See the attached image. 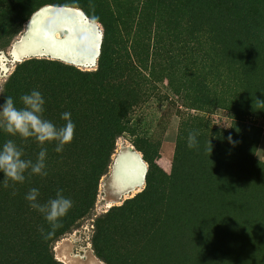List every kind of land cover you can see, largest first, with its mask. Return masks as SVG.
Segmentation results:
<instances>
[{
  "label": "rangeland",
  "instance_id": "374dc122",
  "mask_svg": "<svg viewBox=\"0 0 264 264\" xmlns=\"http://www.w3.org/2000/svg\"><path fill=\"white\" fill-rule=\"evenodd\" d=\"M99 1L103 3H93L99 15L110 7L120 17L116 46L130 53L141 67L146 76V95L134 108L130 131L115 139L109 169L100 179L95 180L92 169L98 165L96 157H104L98 138L91 140L88 154L82 153V145L77 143L62 153L51 151L50 145H46L47 162L62 158V166L56 171V189L74 192L77 203L85 195L92 201L95 184V199L69 232L51 241L47 250H38L40 255L51 257L53 264H109L97 256L93 242L97 224L111 213L117 229L110 237L118 239V245L113 242L106 253L112 264H128L125 256L135 257L133 264H264V0H248L234 9L248 14L247 23H240L234 10L224 11L220 0H212L207 8L194 4L193 12L185 0H180L173 11L169 10L174 19L169 26L160 22L150 24L145 0ZM163 5L159 15L166 13L167 3ZM48 6L57 5L42 8ZM69 8L77 9L84 26L93 29L99 36L96 43H101L103 24L81 9ZM35 14L8 46L0 44V104L10 77L26 59L55 60L75 71L94 72L99 68V59L93 64L76 65L49 51L23 60L14 58V44L29 38L30 21ZM189 15L200 18L202 24L198 34L203 32L204 43L196 50L211 58L214 49L222 51L217 58L221 67L212 77V96L200 92L190 76V68L195 66L192 62L195 57L199 59L192 51ZM162 27L166 31H161L162 40L155 44L157 39L153 35ZM149 29L153 34L148 39ZM53 34L59 40L68 38L63 30ZM203 60L212 64L210 58ZM117 93L128 97L127 91L119 89ZM53 123L62 125L56 120ZM189 132L199 134L197 146L191 149L187 147ZM229 135L235 145L228 142ZM128 148L142 157L139 148H143L156 160L160 170L154 176L159 182L156 192H142L146 178L135 192L132 181L122 182L117 176L116 158ZM49 176L50 173L46 177H28L24 189L23 184L8 182L12 202L20 208L19 212L15 208H1L8 197L0 185L1 232L23 227L20 214L39 222L33 218L38 212L32 210L27 214L29 206L24 194L41 186ZM40 229L36 231L41 232ZM32 238V234L26 236L27 240ZM2 253L0 250V264L5 258ZM21 255L27 258L24 253Z\"/></svg>",
  "mask_w": 264,
  "mask_h": 264
},
{
  "label": "trees",
  "instance_id": "16d2710c",
  "mask_svg": "<svg viewBox=\"0 0 264 264\" xmlns=\"http://www.w3.org/2000/svg\"><path fill=\"white\" fill-rule=\"evenodd\" d=\"M185 1L188 7L191 6L189 10L192 12L194 4H197L199 8H207L208 4L212 2V0ZM246 1L248 0H220V5L224 11H228L239 8ZM94 2L103 3L99 0H0V44L8 46L23 30L24 24L32 15L48 4L82 9L89 18L103 24L104 35L99 56V68L96 71H75L68 64L55 60L26 59L18 64L15 72L10 77L5 94V96L10 95L16 99L19 107L20 95L34 88L40 90L47 101L44 113L45 118L52 122L56 120L62 125L65 122L60 119V113L70 111L76 124V129L72 142L67 144L64 150H69L72 144L77 143L82 145V153L88 154L91 140L95 137L98 138L101 141L100 145L104 149V157H96L98 165L92 166L93 172L96 173V175L93 173L96 176L95 180H97L107 173L109 169L111 156L115 148V139L130 131V126L128 125L131 124V115L134 113V108L141 103L146 95L143 88L146 76L142 72L141 67L133 61L130 53L117 49L116 44H118L120 39L118 35L121 24L120 17L110 7L106 8L102 15H99L93 8ZM165 2L167 3L166 13L159 15V10L162 9V6L165 7L163 5ZM180 2V0H145V9L148 11L147 18L150 24L160 22L167 26L171 25L174 19L171 17L169 10L173 11ZM193 16L189 15V35L192 36L190 40L192 51L196 52L199 61L195 57L194 62H192L195 66L190 68V76L200 92L207 94V96H212L215 91L212 77H215V73L221 67L217 58L222 54V51L218 48L214 49V54L211 58L207 53L202 54L197 51L198 49L196 50V48L202 47L204 35L203 32L198 34L202 29V24L198 20L200 18H194ZM159 17L161 18L159 19ZM234 17L240 23H247L249 20L248 14L241 10H234ZM152 31V29L147 31L146 38L149 39L150 35L153 34ZM161 31H166V28L162 27L158 30V33H154L153 36L157 39L155 44L160 43L162 40V34L164 33ZM200 53L201 58L199 57ZM204 57L210 58L212 64H206L203 60ZM119 89L127 91L128 97L124 98L117 93ZM8 138L12 137H6L4 133H0V141L2 143ZM16 138H18L17 144L24 150V158L34 160L40 150L39 146L35 142L23 141L19 137L13 139L16 140ZM48 145H50L51 151H54V143H49ZM139 149L142 150L144 160L149 164L146 174V188L142 192L145 194L152 191L156 192L158 188L155 185L158 181L157 179L154 180V176L157 172H160L159 167L156 160L150 157L146 150L143 148ZM60 159L62 158L57 157L56 160L46 161L47 172L50 173V176L38 187L42 203L55 196L57 190L54 184L56 182V171L59 165L62 166ZM21 186L24 189L25 184ZM94 188L92 196H90L92 201L85 195L76 203L74 192H64L65 196L72 199L73 208L62 218L61 226L55 230L48 225L40 214L33 216L39 222L29 221L25 213L20 214V216H23H21L24 221L23 227H15L14 229L16 230L9 231V233L0 231V250H2V255L6 259V261L3 259V264H53L51 257L41 256L38 250L43 249V247L47 250L51 241L58 240L60 236L69 232L86 215L95 199ZM2 189H4L8 200L1 204V208H15L19 212L20 208H17L12 202V190L8 187L4 188V186ZM31 211L30 207L26 210L28 215ZM110 214H107L105 219L97 224V232L93 243L97 256L112 264L110 256L106 253H109L110 248L113 247V242L118 245V239L114 240L112 237L111 240L110 237V234L117 229V225L113 223L114 220L110 217ZM44 225L46 227L42 235L41 232L36 230ZM29 234H32L34 238L27 240L26 236ZM21 253H24L27 258ZM124 258L128 264H133L135 259L133 256H125Z\"/></svg>",
  "mask_w": 264,
  "mask_h": 264
},
{
  "label": "clouds",
  "instance_id": "9594fccd",
  "mask_svg": "<svg viewBox=\"0 0 264 264\" xmlns=\"http://www.w3.org/2000/svg\"><path fill=\"white\" fill-rule=\"evenodd\" d=\"M46 102L44 94L35 88L19 96V107L12 96H3V103L0 104V133L12 138L0 144V173L3 174L0 185L8 187L9 181H12L13 185L23 184L28 177L34 175L46 177L48 175L46 145L54 143V151L62 153L65 146L72 142L76 129L72 113L70 111L61 112L60 119L65 123L57 126L44 116ZM198 135L197 132H189L188 148L197 146ZM15 137L23 141L35 142L39 146L40 150L34 160L24 158V150L13 139ZM227 140L230 144H236L231 135L227 137ZM40 195L39 188L32 187L24 194V199L28 206L38 212L55 230L61 226L62 218L73 208V201L65 196L63 189L60 188L47 202L42 203ZM40 231L43 235L44 230L41 228Z\"/></svg>",
  "mask_w": 264,
  "mask_h": 264
},
{
  "label": "bare ground",
  "instance_id": "6f19581e",
  "mask_svg": "<svg viewBox=\"0 0 264 264\" xmlns=\"http://www.w3.org/2000/svg\"><path fill=\"white\" fill-rule=\"evenodd\" d=\"M76 10L69 7L55 8L48 6L42 8L36 14L34 13L35 15L30 21L31 33L29 38L27 36L19 44H14L13 57L20 60L28 52H39V50L43 54L49 51L57 57L65 52H72L75 48V51L85 59L84 62L93 64V61L97 59L101 45V43H96L99 36L97 37L93 29L84 26L83 18L81 19L82 16ZM63 26H68L73 36L71 35L72 37L65 40H59L53 33ZM23 43L24 45H22ZM95 44H97V47L94 50ZM116 164L119 166L116 171L117 176L121 178L122 182L134 181L136 185L135 192H137L144 185L148 170V164L144 161L142 155L128 148L127 152L120 153L117 156Z\"/></svg>",
  "mask_w": 264,
  "mask_h": 264
},
{
  "label": "crops",
  "instance_id": "0c3cea01",
  "mask_svg": "<svg viewBox=\"0 0 264 264\" xmlns=\"http://www.w3.org/2000/svg\"><path fill=\"white\" fill-rule=\"evenodd\" d=\"M65 27H67L68 28V26H65ZM65 31V34H66V36L67 37H72L73 35L71 34V32H70V30L69 29H66V30H64ZM72 35V36H71ZM65 36V37H66ZM102 37H103V33H102ZM24 38H26V37H24ZM23 38V39H24ZM23 39H21V40H23ZM102 39V38H101ZM101 42H102V40H101ZM100 52H101V49L99 48V51H98V54H97V60L99 59V56H100ZM32 55H37V52H28V54H25L23 57H22V59H24V58H27V57H30V56H32ZM74 56V57H73ZM57 58L58 59H61V60H63V61H66V62H68V63H73V64H76V65H80V64H82V63H85L83 60H81V59H79V54L77 53H75V48H74V50L72 51V52H65L63 55H60V56H57ZM76 58V59H75ZM96 60V61H97ZM133 183V185L135 184V182L134 181H132Z\"/></svg>",
  "mask_w": 264,
  "mask_h": 264
},
{
  "label": "water",
  "instance_id": "95a60500",
  "mask_svg": "<svg viewBox=\"0 0 264 264\" xmlns=\"http://www.w3.org/2000/svg\"><path fill=\"white\" fill-rule=\"evenodd\" d=\"M54 7L61 8V7H63V6H54ZM66 7H68V6H66ZM78 9H79V8H78ZM81 10H82V9H81ZM66 29H68V28L65 27V26L59 28V30H63V31L66 30ZM59 30H58V31H59ZM102 41H103V37H102ZM101 46H102V42H101V45H100V49H101ZM44 53L46 54L47 51L44 52ZM75 53L77 54L76 51H75ZM100 53H101V52H100ZM38 54H43V53L39 50V52H37V55H38ZM78 54H79V53H78ZM75 59H76V58H75ZM79 59L83 60V57H81L80 54H79ZM22 60H23V59H22ZM22 60H21V61H22ZM83 61H84V60H83ZM82 64H84V65H85V64L88 65L86 62H85V63H82ZM147 169H148V166H147ZM147 171H148V170H147Z\"/></svg>",
  "mask_w": 264,
  "mask_h": 264
}]
</instances>
